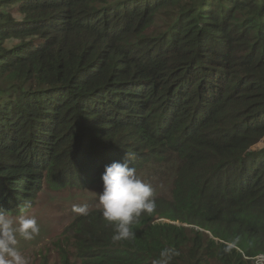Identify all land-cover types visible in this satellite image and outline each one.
I'll use <instances>...</instances> for the list:
<instances>
[{"label": "trees", "instance_id": "16d2710c", "mask_svg": "<svg viewBox=\"0 0 264 264\" xmlns=\"http://www.w3.org/2000/svg\"><path fill=\"white\" fill-rule=\"evenodd\" d=\"M263 139L264 0H0V208L38 222L45 194L84 200L56 206L62 230L28 264H153L169 247L171 264H250ZM114 162L156 202L117 243L97 196Z\"/></svg>", "mask_w": 264, "mask_h": 264}, {"label": "clouds", "instance_id": "9594fccd", "mask_svg": "<svg viewBox=\"0 0 264 264\" xmlns=\"http://www.w3.org/2000/svg\"><path fill=\"white\" fill-rule=\"evenodd\" d=\"M127 159L131 160L127 153ZM103 190L98 196V206L102 218L113 226V243L132 239L135 232L131 225L142 213L151 214L156 202L154 189L149 183L138 177L136 168L128 163L114 162L105 167L101 176ZM27 204L21 205L19 216H10L0 208V264H28L18 248L20 240L31 241L40 232L35 217L23 214ZM73 212L88 215L86 206H74ZM229 249H225L228 251ZM179 253L174 248H164L153 264H171Z\"/></svg>", "mask_w": 264, "mask_h": 264}, {"label": "rangeland", "instance_id": "374dc122", "mask_svg": "<svg viewBox=\"0 0 264 264\" xmlns=\"http://www.w3.org/2000/svg\"><path fill=\"white\" fill-rule=\"evenodd\" d=\"M264 149V139L259 141L254 147H252V150H261ZM168 188H165L164 186H160L157 189V192L165 191ZM84 200L76 195V194H70V195H52V194H45L44 197L41 199V202L37 204V210L35 211V216L38 219V225L40 227V232L38 235L34 237L31 241H23L21 244V248L18 246V248L22 251L23 255L28 247H30L33 244H37L38 246L42 245L45 242H48L52 239H54L62 230V225L64 224L65 220L57 215H55V211H59V209L56 208L57 205L68 207L73 204L83 203ZM162 221V222H168L164 219L156 220L155 222ZM62 224V225H60ZM177 226H180L181 224L175 223ZM182 226H187L183 224ZM20 242V241H19ZM246 260H248L247 257H245ZM250 264H264V254H258L255 258L250 260ZM31 264V262H30Z\"/></svg>", "mask_w": 264, "mask_h": 264}]
</instances>
